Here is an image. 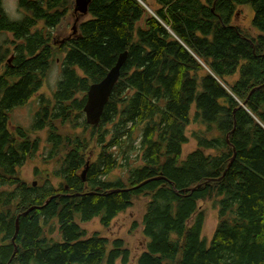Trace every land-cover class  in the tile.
I'll list each match as a JSON object with an SVG mask.
<instances>
[{
	"label": "trees",
	"instance_id": "trees-1",
	"mask_svg": "<svg viewBox=\"0 0 264 264\" xmlns=\"http://www.w3.org/2000/svg\"><path fill=\"white\" fill-rule=\"evenodd\" d=\"M17 4L16 19L0 8V264H127L122 238L81 223L107 227L138 196L145 243L134 264H264V0H89L87 17L57 41L70 0ZM239 5L252 11L253 34L233 22ZM124 50L90 125L86 90ZM55 54V89L38 96L28 127H9ZM190 123L195 146L183 155ZM41 129L54 167L32 185L18 169ZM205 199L217 215L208 240Z\"/></svg>",
	"mask_w": 264,
	"mask_h": 264
},
{
	"label": "rangeland",
	"instance_id": "rangeland-1",
	"mask_svg": "<svg viewBox=\"0 0 264 264\" xmlns=\"http://www.w3.org/2000/svg\"><path fill=\"white\" fill-rule=\"evenodd\" d=\"M74 0H70V8L61 17L60 21L52 28V39L57 41L68 35L71 32V25L74 19V13L72 8ZM0 8L9 19H16L21 14L17 0H0ZM86 14L79 16L78 21L85 19ZM252 17V11L247 5H239L235 8L233 14V22L244 30L254 33L255 30L250 26V19ZM77 21V22H78ZM10 35V34H7ZM6 36L0 33V42L2 38ZM11 37V36H10ZM61 55L55 54L49 67L45 72V76L42 80L41 86L37 91L22 105L14 106L9 111V123L12 125H19L22 127H28L31 123L32 117L38 108L37 99L39 95L50 96L56 87L57 80L60 77V63ZM230 80V79H228ZM197 125L190 123L187 126L186 135L187 141L182 146L183 155L194 148L195 141L190 137V132L196 129ZM41 139V145L38 150L30 156L18 169L20 177L25 182L30 183L32 181H40L39 178L42 169L51 170L54 167L52 161H44V155L46 153V143L44 140L45 130H36L32 132ZM122 169L115 170L114 174H119ZM49 179L53 184L58 181L53 176H49ZM110 177V176H109ZM146 197L138 196L133 199L132 204L124 211L118 213L110 222L107 227L100 225L98 218L93 217L90 220L81 223L87 233L92 231H98L101 235L107 238L120 237L124 241L125 246L128 248L130 257L127 264H134L136 256L141 252L144 247L145 239L141 234L140 226L137 225L140 222V217L144 211V203ZM198 205L203 209L205 213L204 225L202 228V236L208 240L212 234V231L217 223L216 209L212 205L211 200H200ZM135 222V225H132ZM115 264H121L116 260Z\"/></svg>",
	"mask_w": 264,
	"mask_h": 264
},
{
	"label": "water",
	"instance_id": "water-1",
	"mask_svg": "<svg viewBox=\"0 0 264 264\" xmlns=\"http://www.w3.org/2000/svg\"><path fill=\"white\" fill-rule=\"evenodd\" d=\"M88 2L89 0H74V5L72 8V12L74 13V19L71 25L72 33H74L76 30V23L78 21L79 16L86 14ZM125 58H126V51L124 50L118 54L114 64L108 69L106 74L100 80L89 84L85 94V103L82 108L84 112L85 120L88 124L97 125L98 122L100 121L103 107L109 97V94L111 92L114 83L116 82L119 76V70ZM87 167H88V161H85L84 166L82 167L80 172V176L82 180L84 179V174ZM32 185H35V181H32ZM50 198L51 196L48 197L44 203H46ZM32 208L33 207L30 206L26 210L22 211V213L23 214L27 213ZM18 215L19 214H17L15 217V230L17 229ZM15 250L16 248L14 247V252Z\"/></svg>",
	"mask_w": 264,
	"mask_h": 264
},
{
	"label": "flooded vegetation",
	"instance_id": "flooded-vegetation-1",
	"mask_svg": "<svg viewBox=\"0 0 264 264\" xmlns=\"http://www.w3.org/2000/svg\"><path fill=\"white\" fill-rule=\"evenodd\" d=\"M8 116H9V113H8ZM7 123H8V126L10 127L9 118H8V122ZM12 126H15V125H12Z\"/></svg>",
	"mask_w": 264,
	"mask_h": 264
}]
</instances>
